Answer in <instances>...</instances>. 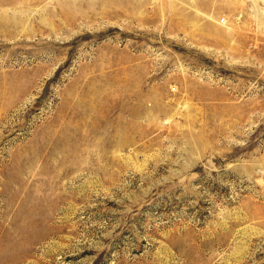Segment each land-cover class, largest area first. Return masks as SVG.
I'll list each match as a JSON object with an SVG mask.
<instances>
[{
	"label": "rangeland",
	"instance_id": "obj_1",
	"mask_svg": "<svg viewBox=\"0 0 264 264\" xmlns=\"http://www.w3.org/2000/svg\"><path fill=\"white\" fill-rule=\"evenodd\" d=\"M0 264H264V0H0Z\"/></svg>",
	"mask_w": 264,
	"mask_h": 264
},
{
	"label": "built area",
	"instance_id": "obj_2",
	"mask_svg": "<svg viewBox=\"0 0 264 264\" xmlns=\"http://www.w3.org/2000/svg\"><path fill=\"white\" fill-rule=\"evenodd\" d=\"M221 23H225V19L221 20ZM175 90V88H173V91Z\"/></svg>",
	"mask_w": 264,
	"mask_h": 264
}]
</instances>
